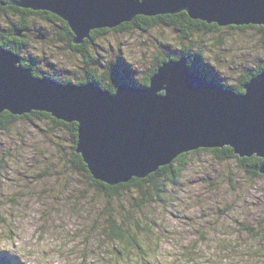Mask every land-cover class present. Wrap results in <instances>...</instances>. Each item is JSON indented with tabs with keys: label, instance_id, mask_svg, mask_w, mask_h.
<instances>
[{
	"label": "rangeland",
	"instance_id": "rangeland-1",
	"mask_svg": "<svg viewBox=\"0 0 264 264\" xmlns=\"http://www.w3.org/2000/svg\"><path fill=\"white\" fill-rule=\"evenodd\" d=\"M0 16L18 20L13 11ZM41 19L31 16L36 33L47 28L56 40L38 35L26 53L39 55L35 63L42 61L49 72L73 82L85 79L84 52L72 49L65 39L68 28L74 33L70 24L56 19L53 32V25ZM235 26L194 30L189 38L164 24L133 31L103 27L108 29L89 50H97H93L97 73L106 85L114 77L116 84L127 81L138 87L159 65V58L178 56L185 45L192 54L202 47L206 62L194 65L203 72L204 66L211 67L216 80L232 87L264 65L263 25ZM34 112L46 111L25 112L28 118L0 131V251L15 257L11 260L16 264H159L161 260L163 264H264V173L256 178L242 173L237 161L221 162L212 152L201 151L176 168L178 185L169 188L165 200L148 204L141 191L133 189L110 196L78 168L61 177L63 161L77 152L79 129L71 132L69 126L51 119L41 121ZM77 153L91 172L82 153ZM4 154L8 161L1 160ZM47 167L61 171L49 177L43 174ZM149 175L133 176L128 182ZM114 222L121 223L125 237L114 239L110 232Z\"/></svg>",
	"mask_w": 264,
	"mask_h": 264
},
{
	"label": "water",
	"instance_id": "water-1",
	"mask_svg": "<svg viewBox=\"0 0 264 264\" xmlns=\"http://www.w3.org/2000/svg\"><path fill=\"white\" fill-rule=\"evenodd\" d=\"M67 20L76 43L92 30L117 27L137 15L186 11L220 27L263 25L264 0H19ZM16 52L0 45V113L43 110L79 122V144L94 178L110 185L144 177L201 147H234L242 156L264 159V70L237 93L220 80L190 68L189 58L170 60L148 87L119 83L116 92L93 82L66 85L37 77ZM202 68V67H201ZM162 92V93H161ZM264 173V161L260 167Z\"/></svg>",
	"mask_w": 264,
	"mask_h": 264
},
{
	"label": "trees",
	"instance_id": "trees-1",
	"mask_svg": "<svg viewBox=\"0 0 264 264\" xmlns=\"http://www.w3.org/2000/svg\"><path fill=\"white\" fill-rule=\"evenodd\" d=\"M15 0H1L0 1V14H4L5 12L8 11H13L16 12L18 15V20L17 21H12V19L9 18H0V24L3 25L4 24H8L9 22L10 25H7L6 27H2V25H0V27H2L0 29V45L3 46L4 48L11 50L13 52L18 53L21 57H22V64L26 67H32L33 69V74L37 77H43V76H51L54 77L55 79L62 81L64 83L66 82H71L72 80L69 78H63L61 76H59L58 74L52 73L51 71L49 72V70L46 68V66L43 64L42 61H39L38 64L35 63V59L38 57L39 55H36V57L33 56H29L26 51H29L31 45H32V41L33 38H36L38 35H40V38H48V35L50 36L49 31L47 30V28H42L40 30H38V33H36V29L34 26H32L31 24V16L35 15V16H40V18L42 17L43 19H41L42 21H44L43 23L45 24H49L48 26H51V30L54 32L56 31V27L54 25H58V21L56 19H59L61 21V24L64 25H69V23L65 20H63L60 15L52 12V11H48V10H41V9H33L31 7H27V8H22V7H18L16 6L13 2ZM58 15V16H57ZM1 17V16H0ZM126 24V26H125ZM143 24V25H142ZM159 24H164L167 26H171L174 30L180 32V37L184 38V37H191L193 36L192 33L194 30H203V29H216L219 30L221 27L217 24V23H207L204 22L202 20H195L193 18H191L189 16V14H187L186 11H182L180 13H176V14H159V15H155V16H148V15H138L134 18L133 21H130L129 23H122L119 26L115 27L116 30L118 31H133L137 28H150L151 26H156ZM127 25L129 26V28L127 27ZM145 25V27H144ZM261 26V25H258ZM121 27V28H120ZM247 28V27H256L253 25H241V26H235V28ZM262 29H264L263 26H261ZM125 28H128L127 30H125ZM69 30L66 31L67 35L65 37V39L69 38V41L67 40V44L73 49V48H77V50L79 51H83V56H84V63L85 65V72H86V78L83 79L82 81L79 82H75V83H85L87 81L93 80V81H97L99 83V85H104V87L108 88L109 90H111L112 92H115V90L117 89L119 82H117V84H115L113 77H109V81L106 83L104 82V80H102L97 71L99 70L98 65H97V58L96 56H94V51L97 52L96 48L94 47V49L91 51L89 50V46L90 44L93 46H96V41L97 38H99L100 35H102L103 32H105V30H107L108 28H103V29H94L91 31L90 36L85 38L84 41L82 43H76L74 41V36L75 34L72 32H70V28H68ZM20 31V32H19ZM215 31V30H213ZM202 32V31H201ZM264 32V31H263ZM48 39L50 40H56V38L54 39L53 36H50ZM84 47V48H80ZM198 51H196L194 54H192L189 51V47L187 45L183 46V48L179 51V55L176 56L174 54L169 55V56H163L161 58H159V65H163L164 63L170 61V60H177L182 56H187L189 58V65L190 68L193 69V67H196L194 64L195 62H206V58H205V51L202 47H198ZM159 65H155V69L153 70V72L151 71L142 81L141 84H138L140 86H145L147 87L150 83H151V78L154 75L153 73H155V71L158 69ZM213 68V67H212ZM215 68V67H214ZM198 71H201V69H199L197 67ZM264 70V65L262 67H260L258 70H256L252 75L249 73L245 74L244 77L241 80V83L239 85H232V87L228 86L227 83H224V86L227 88H231L234 91H236L237 93L241 94L245 92L244 89V85L249 82L252 77H254V75H256L259 72H262ZM203 74L212 79L213 76V69L210 68H206V66H204V72ZM32 115L36 116L39 120L44 121V120H48L51 119L52 122H54L56 125H60L63 126L62 124H64L65 126H69L71 129H69L71 132H77V128L79 127V124L76 123H67L63 120L57 119L53 116H51L49 113L45 112V113H41L38 114L37 112L31 113ZM29 114H24V115H14L12 114L10 111L8 110H4L0 113V131H4V130H9L10 126H14L16 125V122H20L21 119H26L28 118ZM33 120V119H32ZM46 142V141H44ZM72 149H75L74 146L71 145ZM212 152L214 154V156L221 162H225V161H237V165L238 168L240 169V171L246 174H252V176L258 178L263 176V174L260 173V167L261 164L263 163V158L257 156V155H253L251 157H240L238 154H236L234 152V149L230 146H224L221 148H200L197 149L193 152H186V153H182L177 159L176 161H174L173 163L177 162L175 167L173 164L170 165H166V166H162L159 168L158 172L152 173L151 175H149L146 178L143 179H138V178H134L131 182H125V183H119V185L116 186H110L108 184H105L101 181H98L96 179H94V177H92L91 172H89L86 168V166L84 165V163L82 162V158L81 156L73 151L71 156L68 157V160H64L63 161V166H64V171L62 173L65 174H61V177L64 178L66 176L70 175V170L72 167L74 168H78L79 170H83V172L85 173V175L87 176V178L89 180H92L94 183H98L100 186L103 187V189H106V194L112 196L113 193L119 194L121 190H139L141 191L140 194L144 195L146 198H144L146 200V203L148 204H153L154 202H157L159 200H165L164 196L166 193H168L169 188H173L174 186L178 185V181H177V176H176V168L178 167H182L184 165H186L189 162V158L190 155L196 154L198 152ZM12 159V157H9ZM5 161H8V156H6V154H4L2 156V159ZM14 160V159H13ZM12 160V162H13ZM60 164V162H59ZM5 165V163H4ZM1 166V165H0ZM83 168V169H80ZM63 170V169H62ZM61 171V170H59ZM51 172L50 171V167H47V169H44L43 174H46V176H54L57 177V173L59 172ZM239 171V172H240ZM31 180H36L34 178H32ZM111 193H109V192ZM137 206L142 209L144 207V203H137ZM112 226L110 227L111 229V234L114 237V239L118 238H123L125 237V232L123 230V227L121 226V223H117L114 222L113 224H111ZM257 235V234H256ZM159 264H163L162 260L160 262H158ZM0 264H16L15 262H13L12 260H10L9 258L5 257V256H0Z\"/></svg>",
	"mask_w": 264,
	"mask_h": 264
},
{
	"label": "bare ground",
	"instance_id": "bare-ground-1",
	"mask_svg": "<svg viewBox=\"0 0 264 264\" xmlns=\"http://www.w3.org/2000/svg\"><path fill=\"white\" fill-rule=\"evenodd\" d=\"M126 22H129V21H126ZM115 28V27H114ZM20 32V31H19ZM75 37V36H74ZM20 63H21V61H20ZM19 63V64H20ZM22 65V64H21ZM23 66V65H22ZM31 68V67H30ZM193 69H195L196 71H198V69H197V67H193ZM198 72H203V71H198ZM113 80H114V77H113ZM73 82V81H72ZM91 82H93V81H91ZM115 82V81H114ZM71 82H66V83H64V84H66V85H68V84H70ZM74 84H77V85H80L79 83H75V82H73ZM115 84H116V82H115ZM151 84V83H150ZM150 84L148 85V86H150ZM71 85V84H70ZM97 85V84H96ZM97 86H99V85H97ZM147 86V87H148ZM99 87H101V86H99ZM139 87H142V88H145V86H140L139 85ZM119 88V85H118V87H117V89ZM117 89L115 90V92L117 91ZM246 90V89H245ZM108 91H111V90H109L108 89ZM8 111H10L11 113H12V111L11 110H8ZM12 114H14V113H12ZM14 115H20V114H14ZM21 115H23V114H21ZM74 122V121H73ZM76 122V121H75ZM78 124H79V122H77ZM227 146V145H226ZM201 148H207V147H201ZM213 148H221V147H213ZM234 148V147H233ZM195 150H197V149H195ZM235 150V149H234ZM185 153V152H184ZM239 154V153H238ZM240 155V154H239ZM158 171V170H157Z\"/></svg>",
	"mask_w": 264,
	"mask_h": 264
},
{
	"label": "flooded vegetation",
	"instance_id": "flooded-vegetation-1",
	"mask_svg": "<svg viewBox=\"0 0 264 264\" xmlns=\"http://www.w3.org/2000/svg\"><path fill=\"white\" fill-rule=\"evenodd\" d=\"M72 82V81H71Z\"/></svg>",
	"mask_w": 264,
	"mask_h": 264
}]
</instances>
